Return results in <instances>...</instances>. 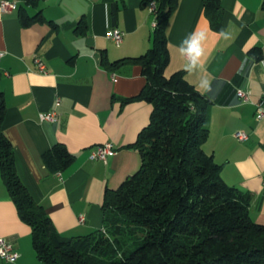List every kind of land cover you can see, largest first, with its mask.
Masks as SVG:
<instances>
[{"label":"crops","instance_id":"crops-1","mask_svg":"<svg viewBox=\"0 0 264 264\" xmlns=\"http://www.w3.org/2000/svg\"><path fill=\"white\" fill-rule=\"evenodd\" d=\"M155 0H37L24 5L29 15L43 21L23 25L18 0L14 10L0 9V91L5 113L2 130L10 140L17 172L24 185L66 237L99 229L103 224L105 188L115 189L138 170L139 152L127 147L149 122L152 104L137 95L146 79L136 63L107 68L102 57L115 61L144 53L152 42ZM264 0H220V24L213 29L202 0H178L166 35L169 63L165 73L184 70L179 54L181 41L193 30L207 32L202 68L185 78L205 95L208 136L204 150L220 164L222 178L231 186L251 193L249 213L264 224ZM80 20L84 21L80 26ZM117 27L124 34L116 45L106 36ZM229 34L225 38L219 33ZM260 47L261 58L249 54ZM35 57L45 64L39 71ZM212 79L214 96L198 85ZM214 78V79H213ZM249 91L242 99L237 89ZM60 103L55 107V99ZM55 109L54 121L40 113ZM245 131L237 139L233 133ZM112 143L115 153L106 161L90 158L99 144ZM62 143L74 155L65 168L51 171L43 153ZM79 215L84 220H79ZM31 229L22 221L0 176V237L18 252L13 261L0 264H44L35 253Z\"/></svg>","mask_w":264,"mask_h":264},{"label":"trees","instance_id":"trees-1","mask_svg":"<svg viewBox=\"0 0 264 264\" xmlns=\"http://www.w3.org/2000/svg\"><path fill=\"white\" fill-rule=\"evenodd\" d=\"M19 1L23 25L44 20L38 12L25 11L24 5L37 0ZM154 3L151 46L138 56L101 60L107 68L139 64L145 85L123 101L143 99L152 104L149 122L127 145L139 152L140 166L117 188L104 189L101 228L66 237L34 200L2 130L5 102L0 91V176L19 218L29 225L32 246L44 264H264V224L249 213L251 193L229 185L220 164L203 148L209 99L185 78L184 70L165 73L166 26L178 0ZM202 3L211 27L218 29L220 0ZM249 54L260 59V47L251 48ZM42 159L57 171L74 155L56 143Z\"/></svg>","mask_w":264,"mask_h":264},{"label":"built area","instance_id":"built-area-1","mask_svg":"<svg viewBox=\"0 0 264 264\" xmlns=\"http://www.w3.org/2000/svg\"><path fill=\"white\" fill-rule=\"evenodd\" d=\"M18 0H0V9L1 10H14L17 8ZM155 7V3L152 2L150 4V9L153 11ZM155 21L153 20L152 25L154 26ZM124 32L117 28V27H112L109 28L106 31V36L111 39L116 45H119L122 41ZM2 56V52L0 51V58ZM35 62L37 63V67L39 71L44 72L45 71V64L43 61H41L38 57H35ZM238 95L244 99L247 100L249 98V91L248 90H243V89H237ZM60 103V99H55V107L58 106ZM56 110L51 109L50 111L42 112L40 113V119L41 120H50L54 121L56 117ZM264 116V109L257 104L256 108V117L261 118ZM233 135L239 139V140H244L248 137L247 133L242 130H237L233 133ZM115 153V149L110 142H105L102 144L97 145L90 153V158L92 159H101L103 161H106L108 156L112 155ZM79 220L83 221L84 216L79 215ZM18 257V252L13 248L12 244L6 240L3 237H0V259L6 260V261H13Z\"/></svg>","mask_w":264,"mask_h":264},{"label":"clouds","instance_id":"clouds-1","mask_svg":"<svg viewBox=\"0 0 264 264\" xmlns=\"http://www.w3.org/2000/svg\"><path fill=\"white\" fill-rule=\"evenodd\" d=\"M219 35L228 38L229 34L221 31ZM207 32L200 29H195L189 33L179 45V54L184 58V70L189 74L195 73L202 68V60L205 57V42L207 41ZM214 79V78H213ZM212 79L202 77L200 79L198 87L203 90L204 93L214 96L219 92L222 87V83L213 89Z\"/></svg>","mask_w":264,"mask_h":264},{"label":"rangeland","instance_id":"rangeland-1","mask_svg":"<svg viewBox=\"0 0 264 264\" xmlns=\"http://www.w3.org/2000/svg\"><path fill=\"white\" fill-rule=\"evenodd\" d=\"M167 74V73H166ZM169 74V73H168Z\"/></svg>","mask_w":264,"mask_h":264}]
</instances>
